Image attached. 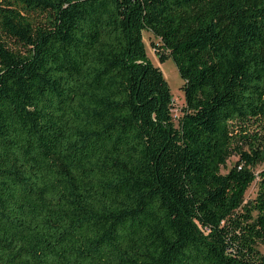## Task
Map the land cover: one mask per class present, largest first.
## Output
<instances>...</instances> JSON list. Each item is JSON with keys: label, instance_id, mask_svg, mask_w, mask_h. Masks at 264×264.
<instances>
[{"label": "trees", "instance_id": "obj_1", "mask_svg": "<svg viewBox=\"0 0 264 264\" xmlns=\"http://www.w3.org/2000/svg\"><path fill=\"white\" fill-rule=\"evenodd\" d=\"M262 164L264 0H0V264H264Z\"/></svg>", "mask_w": 264, "mask_h": 264}, {"label": "rangeland", "instance_id": "obj_2", "mask_svg": "<svg viewBox=\"0 0 264 264\" xmlns=\"http://www.w3.org/2000/svg\"><path fill=\"white\" fill-rule=\"evenodd\" d=\"M143 38L146 45V51L148 58L152 61V63L158 67L163 72L164 77L166 78L171 93L173 95V107L172 113L175 119L181 115L182 108L185 106L184 100V92L182 90L183 80L179 75L177 66L172 58H168L165 61L161 62L157 56L156 47L161 45V41L159 38L154 36V34L148 30L143 31ZM237 160V156H232L227 162V166L222 168V172L225 173ZM264 167V164L258 165L256 167V172H259ZM256 191V183L253 182L251 186L247 189L245 193V199L248 200L255 196ZM257 248L264 255V243L258 244Z\"/></svg>", "mask_w": 264, "mask_h": 264}]
</instances>
